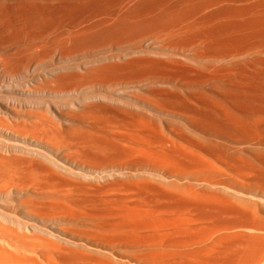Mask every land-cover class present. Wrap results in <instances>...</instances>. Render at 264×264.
I'll use <instances>...</instances> for the list:
<instances>
[{
  "label": "rangeland",
  "instance_id": "1",
  "mask_svg": "<svg viewBox=\"0 0 264 264\" xmlns=\"http://www.w3.org/2000/svg\"><path fill=\"white\" fill-rule=\"evenodd\" d=\"M262 2L264 0H196L193 3V9L189 11L181 24L183 27L173 29L175 33L178 32L177 38L180 42L178 45L163 46L164 39H145L136 43L126 38L119 43L120 46H112L113 48L107 46L108 49L104 46L99 48H96L97 46L78 47L73 52H79V54L73 55L72 59L63 60L74 68L77 67L76 71H78L83 70L88 62L95 60L94 58L99 59L109 55L120 61L140 59L143 62L141 66L132 71H126V74H121L120 78L123 77L127 82L122 81L121 84L118 82L111 88L103 90L108 91L106 95L113 99H117L120 95L118 99L124 100L123 96L133 94L153 99L156 97L166 105L174 106L178 115L173 118L158 114L154 110L153 112L151 109L149 111L148 107L144 108L146 112L133 108V112L138 113L139 116L142 115L155 122L154 124H160L146 131L120 123L123 118L129 117L122 113L115 116L97 114L96 118L99 123L94 127L73 128L67 127V123L61 125L63 123L56 119L51 111L47 112L46 103L49 104V100L50 104L55 102L54 107L51 105V110L61 115L66 113L65 110L67 113L75 110L69 103L88 93L86 91L84 94L68 92L56 98L51 95L50 97L49 94H43V97L42 94L34 93L41 84H48L49 78L37 79L40 73L44 69H50L55 64L61 63L57 57L50 59V54L56 47L55 43L65 44L68 39L76 35L91 34L107 29L112 18L115 17L113 14L100 12L74 27L65 26L64 29L49 36L47 47L41 44L34 45L29 40L21 44L17 43L15 46L14 44L0 46V66L8 65V74L21 73L15 75L14 78L0 76V106L3 111L6 110V114L5 112L0 113V117L3 116L0 121L8 122L3 121L4 123L2 122L0 126L15 125L11 122L13 117L14 119L19 115L25 117L28 113L38 114L40 111L48 113L49 122L53 128L51 131L54 133L43 139V143H47L49 148L17 142L12 134L0 135V172H5L7 175L14 174L20 179L32 178L40 184L39 191L31 196L35 202L62 206L67 210L71 208H78L84 212L87 210V213H93L92 221L96 222L99 228L103 226L108 229L113 225L115 217L112 212L117 209H136L148 213L161 222L171 221L172 223L173 221L183 228L192 227L188 230L187 227L182 229V232L174 235L168 242L169 244L164 246V249L178 254L181 257L179 260L184 261L191 257L188 253L193 248L200 249L201 242L208 244L218 237L225 241L230 248V253L240 252L241 257L249 259L251 264H264V198H262L264 197V25H259L261 21L259 17H264V3ZM132 3V0H127L121 6L122 9L117 10V13L122 14ZM257 4L258 7L263 5L261 7L263 10L252 13L250 10ZM6 5L5 2L0 1V9ZM237 11H241L240 16L232 17V14ZM246 20L258 24L245 33L238 32L237 26L242 25ZM220 26L223 30L217 32ZM69 30L70 33H68ZM219 39H222L224 43L217 42ZM37 46H40L38 50ZM32 49H34V55ZM84 49L94 50L87 54L82 53ZM37 51L39 55H35ZM26 62L33 65L38 63L39 66L25 70L22 64ZM116 85L123 91L125 90L124 93H121L123 91ZM2 86L6 88L3 89ZM112 90L116 92L113 91V93ZM47 98L50 99L47 100ZM19 99L21 105H19ZM98 101L108 102V100L107 102L106 100ZM126 101L130 102L127 99ZM39 103L42 104L39 105L40 107ZM110 103L111 101L108 102ZM116 103H111V105L113 104L119 110L126 109L132 112L131 107L124 106L123 109V106H115L121 103ZM59 105L60 108H58ZM57 108L60 112L56 110ZM189 116L192 117L193 122L184 123ZM113 120L114 124H112ZM168 121L174 122V125H169L171 123ZM52 122L56 123L55 126ZM104 122H107L106 126L109 125V127H106ZM101 127L104 130L100 129ZM58 129L60 133L57 132ZM136 132L143 136L140 135L141 137L138 138ZM116 137L118 141L115 140ZM133 139L136 141L134 142ZM142 144L149 152L145 153L143 150L145 147L142 149L144 146ZM128 146H134L136 149L139 147L138 149L142 150L145 155L140 153V159L137 157L138 154L137 156L128 155L125 152V147ZM117 148L120 153L117 152ZM122 148L124 150L121 151ZM28 149L33 153L28 152ZM150 151L154 153L148 154ZM43 153L47 154L52 161L48 160L49 157L42 156ZM118 162L124 167L114 169L108 166L119 164ZM61 190L65 193H61ZM58 198L62 200V203L61 201L58 203ZM87 222L77 225V229L87 234L95 227ZM66 225L69 226L66 227L67 229H76V226L68 223L61 226ZM211 226L215 229L213 230ZM203 235H205V241L202 239ZM52 239L58 241L62 248H68L67 252L71 251L70 253L75 255H88L101 260L102 264L160 263L158 253L149 252L148 249L146 251L144 248L118 246L114 250H106L88 245L77 246L79 244ZM199 241L200 244H198Z\"/></svg>",
  "mask_w": 264,
  "mask_h": 264
},
{
  "label": "bare ground",
  "instance_id": "2",
  "mask_svg": "<svg viewBox=\"0 0 264 264\" xmlns=\"http://www.w3.org/2000/svg\"><path fill=\"white\" fill-rule=\"evenodd\" d=\"M0 1H3L7 4L6 7L0 9V46H7V45H11V44H14V46H15L17 43L21 44L24 41L29 40L34 45L41 44V46L47 47V45H48L47 41H49V39H50L49 36H51L52 33L54 35V32L57 33V31L62 30V28L65 26L74 27L77 24L82 23L83 21H85L91 17L98 15L100 12H106L109 14H113L115 16L112 18V22L107 29L98 30V32H93L91 34L82 33L81 35H76L73 38L72 37L70 38L68 36L70 39H68V42L65 44L56 42L55 43L56 47L52 50V53L50 54V56H51L50 59L57 57L58 59H60L59 61H61V63L58 62L59 65L55 64V66L52 68L50 67V69H44V71L42 73H40V75L37 77V79H39V80H45L46 78L47 79L49 78V79L47 80L48 84H41V86H38L35 89L34 93H36V94H42V95L43 94H49V96L50 95L52 97L55 96L54 98H56L57 96L59 97V95H62L64 93H68V92L69 93L71 92L72 94L73 93L84 94L86 91V93H88L87 95H81L82 96L81 98H78L76 101L69 103L70 106L73 107L75 110L68 112V113H67V110H65L66 113L61 114V115H57L56 114L57 111H55V113H53L51 110V105H53V107H54L55 102L50 104V102H49L50 100H49L48 101L49 104L46 103V106H47L46 108L48 110L47 112L51 111L53 116L56 119H58L60 122L63 123L61 125H64L65 123H67L68 124L67 127H73V128L74 127L75 128H82V127H87V126L94 127L95 125H97V123H99L97 121L98 119L96 118L97 114H108V115L115 116V115H118V113L119 114L122 113V114H125V116L128 115L129 117H127V118H129V119L125 118V119H127V120H125L123 118L122 121L120 120L121 121L120 123H122L124 125H128L132 128H136L138 130H143V131L145 130L146 131V129H150L151 127H153L155 125L159 126L160 124L159 123L154 124L155 122L150 121V120L142 117V115L139 116L138 113L136 114L133 112L134 111L133 108L136 110H139L141 112L142 111L146 112L145 111L146 109H144L145 107H148L149 111H150V109H151V111H153V110L156 111L158 114L168 115L171 118L177 117L178 112L175 110L174 106L166 105L165 103L162 102V100L156 99V97L153 99V98H149L146 96L144 97V96H140V95H133L131 93L132 96H130V95L127 97L123 96V98H125L123 100V99H118V98H120V95L117 99L110 98L109 96L106 95V93H109V92L108 91L106 92L103 89L104 88H111L113 85L117 84L118 82L122 83V81H125L123 77L120 78L121 74H123V73L126 74V71H132L135 68L141 66L143 64V62H141L140 59L133 58V59H125L123 61L122 60L120 61V59L116 60V59L110 57V55H109L106 57H101L99 59L94 58L95 60L88 62L87 66H85L83 68V70L81 69L78 71H76L77 67L74 68V66L63 62V60H68L70 58L72 59L73 55H76L77 53L79 54V52H76V53L73 52L78 47L81 48V46H97L96 48H99L101 46H104L105 48H107V46H111V48H113L112 46H120L119 43L126 38H129V39H131V41L136 42V43L140 42L142 40H145V39H157V40H159V39L163 40L164 39L165 43L163 44V46L164 45H168V46L169 45H178L180 43L179 39L177 38L178 32L175 33L173 29L176 27L182 26L181 24L183 23V20L186 19L189 11L191 9H193V7H194L193 3L196 2V0L195 1L194 0H132L133 3L129 4L126 7L125 12H123L122 14L117 13V10L119 8H121V6L123 4H125L127 0H0ZM130 3H131V1H130ZM254 3L256 4L255 1H254ZM262 3H264V2H262ZM2 4H4V3H2ZM196 7H197V5H196ZM250 7L252 8V6H250ZM261 7H263V5ZM261 7H258V4H257V6L252 8L250 11L252 13L253 12H260L263 10V9H261ZM121 9H119L118 11H120ZM252 13H250V14H252ZM240 14H241V11H237L234 14H232L233 15L232 17L237 16V18H238V16H240ZM253 15H255V14H253ZM258 15H256V16H258ZM259 18H257V19L261 20L259 25L260 26L264 25V17L261 16ZM91 21H93V20H91ZM209 21H210V19H209ZM214 21H215V19H214ZM237 21H238V19H237ZM257 24H255V22H253V21L247 22V20H246V21H244V23L242 25L239 24L237 26V30H238V32L245 33V31H247L248 29L252 28L253 26H255ZM80 26H78V27H80ZM221 30H223V27L220 26V28L217 30V32L221 31ZM77 31H79V30H77ZM70 32L71 31L69 30L68 33H70ZM72 33H74V32H72ZM72 35H70V36H72ZM218 35H220V34H218ZM207 36H208V34H207ZM61 37H60V39H61ZM63 38H64V36H63ZM57 39H58V37H57ZM57 39H56V41H58ZM50 41L52 42V40H50ZM218 41L220 43H224V41L222 39L217 40V42ZM195 45H194V47H195ZM38 48H40V46L39 47L37 46V50H38ZM96 48H94V49H96ZM94 49H84V52H82V53L88 54V52L90 53ZM119 49H120V47H118V50ZM16 50H14V51H16ZM33 50L34 49H32V51ZM96 50H98V49H96ZM203 50H205V49H203ZM32 53L34 55V51ZM36 54L39 55L38 51H37V53H35V55ZM30 57H29V60H30ZM95 57H97V56L95 55ZM31 58H33V57H31ZM69 62H70V60H69ZM145 63L147 64V62H145ZM52 64H50V65H52ZM16 66H18V65H16ZM33 66L38 67L39 65H38V63H37V65H33L30 62H26L25 64H22V67L25 68V70H26V68H27V70L31 69ZM8 69H9L8 65L0 66V76H3V78H5L7 76L14 78V76L18 74V73L8 74ZM20 74H18V75H20ZM130 79L133 80V78H130ZM8 81H9V79H8ZM125 82H127V80ZM125 82H123V83H125ZM24 84L27 86L26 83H24ZM20 87H22V85ZM116 87H118V86L116 85ZM2 88H3V86H2ZM5 88L6 87H4L3 89H5ZM118 88H120V87H118ZM20 89H22V88H20ZM114 90H115V87H114ZM114 90H112V92ZM120 90L123 91L122 88H120ZM16 91H18V90H16ZM124 91L121 93H124ZM130 91H131V89H130ZM114 92H116V91H114ZM30 93H32V92H30ZM127 93H129V92H127ZM23 97H24V94H23ZM43 97H44V95H43ZM34 99H36V97ZM48 99H50V98H47V100ZM126 99L130 102H127ZM32 100L33 99H31V101ZM68 100H69V98H68ZM94 100L96 102H92ZM98 100H106V102L108 100V102L111 101V103H114V102L121 103V104L115 105V106H118V107L123 106V109L125 108L124 106H126V108L131 107L132 112L128 111L126 109L125 110H119V108L117 109V107H114V105L113 104L111 105V103L110 104H108V102L103 103V102H100ZM37 101L38 100H36V102ZM71 101H72V99H71ZM19 102H18L19 105H21V100ZM14 104H15V101H14ZM40 104L41 103H39L38 106ZM44 104L45 103H43V105ZM69 104H68V106H69ZM35 105H37V104H35ZM60 105L58 106V108H60ZM1 107L2 106H0V113L5 112V114H6V110L3 111ZM58 108L56 110H58ZM66 108H68V107H66ZM76 109H77V111H76ZM58 111L60 112V110H58ZM39 112H38V114L37 113L35 114L32 112H31L32 114L28 113L25 115V117H22V116L20 117V115L18 113L19 116L15 117V119H14V117H13V119L11 117V119L13 120V121L11 120V122H14L15 125L0 126V135H2L3 133L4 134L5 133L12 134L14 136L13 139H15L17 142H21V143H25V144L27 143L29 145L49 148L47 143L46 144L43 143V139H45V137H47V136H51L52 134H54L51 131L53 128L49 122V117L47 115L48 113H42V112L39 113ZM190 116L187 118L184 117V119L186 118L185 119L186 121H184V123L192 120V117H190ZM0 118L3 119V116ZM167 120H169V119H167ZM3 121H5V120H3ZM3 121H0V124ZM101 121H102V119H101ZM55 122H52V124L54 123L53 124L54 126L56 124ZM191 122H193V121H191ZM6 123H8V122H6ZM104 123L106 126L107 122H104ZM160 123H161V121H160ZM169 123H171L169 125H174L173 124L174 122H169ZM182 123H181V125H182ZM112 124H114V120H113ZM166 124L168 125V123H166ZM177 124H179V122ZM61 125H60V127H61ZM116 125H118V124H116ZM63 127L64 126H62V128ZM98 127H95V128H98ZM106 127H109V125ZM56 128H58V126H56ZM89 129H91V128H89ZM100 129H102V127ZM87 130H88V128H87ZM102 130H104V129H102ZM58 131H60V130L58 129L57 132ZM93 132H95V131H93ZM58 133H60V132H58ZM124 133L125 132L123 131V134ZM133 133L135 134L134 131H133ZM131 135H132V133H131ZM140 135H142V134L140 133ZM140 135L138 134V138ZM127 136H129V135L127 134ZM117 138L118 137H116L115 140ZM138 138H136V139H138ZM128 139H129V137H128ZM136 139L135 140L133 139V141L135 142ZM140 140H142V139H140ZM117 141H118V139H117ZM121 141L119 143H121ZM131 141H132V139H131ZM128 142H127V144H129ZM113 143H112V145H113ZM70 144H72V143H70ZM116 144H118V142ZM124 145H126V144H124ZM142 145H144V144H142ZM5 147H7V146H5ZM121 147H123V146H121ZM144 147H145V145L142 147V149ZM138 148L136 149V147L134 148V146L133 147L128 146V147H125V149H126L125 152L128 155H133V156L134 155L137 156L136 154H138L139 156H137V157H139V159H140L141 154L145 155L146 151L149 152L148 150H146L147 149L146 147H145V149H143V150H145V153L142 150H139ZM122 150H124V149L122 148L121 151ZM29 151L33 153L32 150L28 149V152ZM77 151L78 150H76V152ZM117 152L120 153L119 149ZM152 152L154 153V151H152ZM152 152L150 151V153H148V154L151 155ZM36 153L37 152L35 151V154ZM96 154H97V152H96ZM115 154H117V153H115ZM41 155L44 157H47V154L44 155V153H43ZM147 155H146V157H147ZM38 156H40V155H38ZM48 160H50V157L48 158ZM146 160L147 159H145V162H147ZM50 161H52V160H50ZM54 161H55V159H54ZM140 163H142V162H140ZM229 163H230V161H229ZM247 163H249V162H247ZM105 164L107 165V162ZM120 164L121 163L109 164L108 166L113 167L114 169H121L124 166L120 165ZM148 165H150V163ZM142 168H143V166H142ZM263 172H261V173H263ZM263 174H261V175H263ZM39 188H40V184L35 182L32 178H21L20 179L19 177L17 178L14 174L7 175L5 172L4 173L0 172V264H102L101 260L95 259V258L90 257L88 255H77V254L75 255L73 253V250H72L73 254L70 253L71 251L67 252L68 248H66V249L62 248V246L59 245V242L53 240L52 238L59 240V241H62V242H67V243H71V244H79L77 246H80V245L87 246L88 245V246L99 247L101 249H106V250H111V249L114 250V248L118 247V246H129V247L133 246V247H138L141 249L144 248L145 250L148 249L149 252L153 251V252L158 253V257H160V259H159L160 263L159 264H251V262H249V259H246V258L243 259L241 257L240 252L239 253L238 252L230 253L229 252L230 248L228 247V245L225 243V241L223 239H222L223 240L222 241V240L218 239V237L217 238L214 237L215 240L212 239V241L209 242L208 244H204V242H201L200 249L198 247H196V248H193L190 250L188 255L191 257L185 259L184 261H182V259L179 260L181 257H179L178 254H175L168 249H164V246L168 245L169 244L168 242H170L172 240L171 238L174 235H176L177 233L179 234V232H182V229H186L187 226L183 228L182 226H179L180 224L178 222H177L178 225H176V222L173 223V221H172V223H171V221L170 222L167 221L169 223H167L166 221H165L166 223L161 222L157 218L150 216L148 213H146L144 211L136 210V209H117L114 212H112L113 213L112 215H114V217H115L113 220V225H111L108 229H105L103 226L101 228H99L98 224H96V222L94 223L92 221V219H93L92 214L93 213H87V210H86V212H84L78 208H71V210H67V208L65 209L62 206H53V205H50L47 203L35 202V200L31 196L35 195L39 191ZM254 192H256V191H254ZM259 192H261V191H259ZM61 193H65V192H62V190H61ZM59 195H60V192H59ZM20 198H26V199L19 201L18 199H20ZM262 198H264V197L262 196ZM60 201L62 203V200H60V199L58 200V203ZM91 210H93V209H91ZM254 217H256V216H254ZM87 221H89V222H87ZM83 222L91 223L95 227L90 229L91 231L90 230L88 231V229H87L88 232L86 234V233L82 232L80 229H77L78 228L77 225H79ZM66 223L74 225V227L76 226V229H67L66 227H69L67 225L65 227L61 226L62 224H66ZM256 225H259V224H256ZM190 228H192V227H190ZM190 228L187 227V230ZM84 229H86V227ZM84 229H83V231H84ZM212 229H213V227H212ZM263 229H264V227H263ZM219 233H218V236H219ZM213 234H214V232H213ZM204 236L205 235H203V237ZM210 236H211V234H210ZM216 236H217V234H216ZM202 239L205 241V237ZM206 239H209V238H206ZM210 240H211V238H210ZM198 244H200V241ZM193 245L194 244H192V246ZM78 249H81V248H78ZM75 253H77V252H75ZM253 261H255V260H253Z\"/></svg>",
  "mask_w": 264,
  "mask_h": 264
}]
</instances>
